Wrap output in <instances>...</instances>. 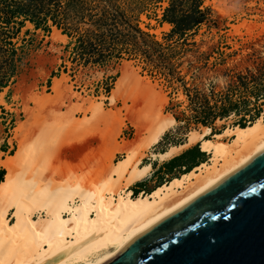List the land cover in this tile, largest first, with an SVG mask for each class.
Masks as SVG:
<instances>
[{
  "label": "rangeland",
  "instance_id": "374dc122",
  "mask_svg": "<svg viewBox=\"0 0 264 264\" xmlns=\"http://www.w3.org/2000/svg\"><path fill=\"white\" fill-rule=\"evenodd\" d=\"M9 1H0V11ZM172 1L36 0L57 19L60 28L48 18L49 30L28 21L20 25L23 18L5 24L0 14V159L14 156L17 144L25 151L46 141L39 147L44 174L22 169V178L52 186L78 179L88 186L127 155L124 143L149 136L159 107L178 122L164 135L163 149L202 132L203 121L217 134L264 120V0H202L205 21L183 37L172 36L173 27L163 22ZM103 10L107 22L99 26ZM128 23L145 34L136 37L138 49L128 39L114 41L118 30L125 37L131 33ZM103 31L112 52L95 62L97 54L89 55L88 46L82 50L79 38L98 44L94 34ZM55 32L66 39L53 41ZM126 65L157 86L164 106L131 79L113 97ZM57 79H65L70 91L55 90ZM193 147L203 153L195 167L210 160L199 145ZM158 186L144 194L151 196Z\"/></svg>",
  "mask_w": 264,
  "mask_h": 264
},
{
  "label": "bare ground",
  "instance_id": "6f19581e",
  "mask_svg": "<svg viewBox=\"0 0 264 264\" xmlns=\"http://www.w3.org/2000/svg\"><path fill=\"white\" fill-rule=\"evenodd\" d=\"M53 39L60 42L66 37L55 32ZM135 70L128 65L122 68L113 97L131 79L164 106L166 100L157 86L146 82ZM53 88L70 91L65 79L54 80ZM102 107L99 104V109ZM161 108L158 124L149 136L124 143L127 155L109 168L106 165L108 170L103 169L97 184L87 186L86 181L74 179L66 185L52 186L31 178L36 173L44 174L39 147L46 141L32 144L25 151L17 144L14 156L0 159L5 171L0 183V264H102L122 245L264 151L263 117L244 128L229 127L217 134L205 127L202 132L189 133L184 144L152 153L151 160L165 162L199 145L209 157L208 162L185 172L179 180L158 186L151 196L141 192L133 197L130 187L146 180L152 170L150 161L143 163L144 153L157 146L178 123L164 115ZM22 169L32 176L22 178Z\"/></svg>",
  "mask_w": 264,
  "mask_h": 264
},
{
  "label": "water",
  "instance_id": "95a60500",
  "mask_svg": "<svg viewBox=\"0 0 264 264\" xmlns=\"http://www.w3.org/2000/svg\"><path fill=\"white\" fill-rule=\"evenodd\" d=\"M102 264H264V151Z\"/></svg>",
  "mask_w": 264,
  "mask_h": 264
},
{
  "label": "trees",
  "instance_id": "16d2710c",
  "mask_svg": "<svg viewBox=\"0 0 264 264\" xmlns=\"http://www.w3.org/2000/svg\"><path fill=\"white\" fill-rule=\"evenodd\" d=\"M2 1V0H0ZM202 7V0H174L170 3V5L166 8L164 15H163V22L170 24L173 28L171 31L172 36H180L183 37L190 32H194L204 21H205V14L201 10ZM50 9H43L41 2H36V0H10L4 9L0 11V14L4 13L6 17L2 18L1 20L5 22V24H10L11 20L16 18H23L20 25L24 24L25 22H30L36 26L37 29L42 27L45 30H49L46 26V21L48 18H51L53 25L60 28L58 23L56 22V17L50 13ZM105 10L101 12V16L98 18L99 26L106 24L107 22V15L105 14ZM118 26V23H116ZM127 28L129 33L127 37L122 30H118V37L115 39V42L119 44L123 42V40L128 39L127 41L130 43L135 42V46L138 49L139 45L136 42V37L139 35L140 37H144L145 34L140 31V29L136 27H132L127 24ZM66 34V33H65ZM95 37L98 39V44L90 42L86 45L84 39L82 37L79 38L80 47L84 50L86 46L89 55L90 54H97L96 61L99 62L100 59L104 58L106 52H112L110 47V43H107L106 36L104 31L101 33L94 34ZM157 47H160L158 43H153ZM115 46V45H114ZM205 127H207L206 121H203ZM238 126L244 128L246 125L245 123H240ZM199 155L203 153H198ZM192 167H188L185 172L191 170ZM2 175H5V171L3 170ZM0 179V183L2 182ZM150 196V195H149Z\"/></svg>",
  "mask_w": 264,
  "mask_h": 264
},
{
  "label": "crops",
  "instance_id": "0c3cea01",
  "mask_svg": "<svg viewBox=\"0 0 264 264\" xmlns=\"http://www.w3.org/2000/svg\"><path fill=\"white\" fill-rule=\"evenodd\" d=\"M161 142L157 146L161 147L160 146ZM98 145H99L98 141H91L90 143V146H92L93 148H97ZM168 149L169 147H166L165 149L161 147L158 153L160 152L163 153ZM74 158L75 156H72L71 160H73ZM200 159H201V155H199L196 152V149L193 146L184 149L181 153H179L178 155L172 157L170 160L165 162L152 161L151 154H147V157L144 158L143 163H149L150 161L152 163V170L147 176L146 180L131 186L130 190L134 194L152 191V189L155 186L162 185L163 183H167L168 179L175 178L176 175H181L183 172L185 173L188 167H192V168L195 167L196 164L200 161ZM2 171L3 169L0 167V179L4 177V175H2L1 173ZM170 181H175V180H170Z\"/></svg>",
  "mask_w": 264,
  "mask_h": 264
},
{
  "label": "built area",
  "instance_id": "2783aa9c",
  "mask_svg": "<svg viewBox=\"0 0 264 264\" xmlns=\"http://www.w3.org/2000/svg\"><path fill=\"white\" fill-rule=\"evenodd\" d=\"M142 193H144V192H142ZM140 193H138V194H134V193H132V196L133 197H135V196H137V195H139Z\"/></svg>",
  "mask_w": 264,
  "mask_h": 264
}]
</instances>
